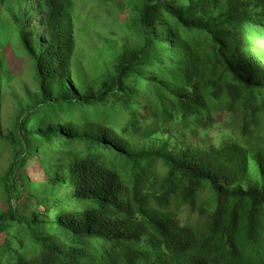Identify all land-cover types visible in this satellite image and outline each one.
Segmentation results:
<instances>
[{
	"label": "trees",
	"instance_id": "1",
	"mask_svg": "<svg viewBox=\"0 0 264 264\" xmlns=\"http://www.w3.org/2000/svg\"><path fill=\"white\" fill-rule=\"evenodd\" d=\"M140 2L142 45L124 47L113 72L74 84L71 1L0 0V21L7 7L19 15L21 42L34 62L39 91L7 134L0 110V137L13 146L1 178L8 210L0 213V234L7 222L26 224L40 246L29 252L22 240L18 248L6 242L0 264H264V146L231 138L211 148H138L161 132L163 122L180 120L184 130L210 132L220 113L240 118L245 138L261 132L264 0ZM63 105L79 120L63 122L55 113ZM83 106L98 118L87 120L79 110ZM34 140L87 147L84 153L59 152L47 168L56 215L38 223L14 205L19 171ZM104 147L121 155L122 172L94 150ZM158 162L167 171L159 191L148 193L146 184L159 178ZM207 188L213 213L210 234L201 243L192 227L177 221L174 206L210 211L200 200ZM34 225L42 226L39 235Z\"/></svg>",
	"mask_w": 264,
	"mask_h": 264
},
{
	"label": "rangeland",
	"instance_id": "2",
	"mask_svg": "<svg viewBox=\"0 0 264 264\" xmlns=\"http://www.w3.org/2000/svg\"><path fill=\"white\" fill-rule=\"evenodd\" d=\"M70 34L74 40V50L71 57V81L76 84L79 78H91L94 73H108L114 71V64L118 54L124 47L136 48L143 43V32L137 21L140 0H70ZM8 8V7H7ZM5 9V17L0 21V110L1 126L5 134L14 130L23 108H28L33 99L39 96L37 78L34 70V62L25 52L18 26L19 15L16 10ZM167 20H173L165 15ZM17 19V20H16ZM35 17L33 24L40 31ZM174 21V20H173ZM183 34L185 31L178 25ZM110 42V44H109ZM112 43V44H111ZM153 69V68H152ZM33 98V99H32ZM83 111L87 120L98 118L94 110L89 106L79 108ZM63 122L79 119L75 116V110L68 109L65 105L56 109ZM210 132H202L193 126L189 130L179 127L180 120L175 123H162L160 133L150 139L139 142L138 148L159 149L166 144L172 151L184 150L188 146L203 145L211 148L219 147L226 139H235L244 143L253 142L256 147L264 146V127L255 137L245 138L242 134L238 117L227 113L215 117ZM31 154L25 167L19 171V183L14 189L15 208L29 222L51 221L56 213L52 208L55 192L48 182L47 168L58 160L59 152L74 149L84 153L87 147L79 142L72 143L65 140H54L50 143L34 140L31 142ZM13 146L8 140L0 137V213L8 210V196L3 190L1 178L11 161ZM38 151V153L35 152ZM106 155L109 163L115 164L119 171L125 167V161L120 154L104 148H94ZM38 155V156H37ZM55 161V162H53ZM158 179H153L146 184V191L154 193L159 191L162 177L167 167L157 163ZM253 174L257 170L253 165ZM159 193V192H158ZM201 207L208 202L206 207L210 211L201 212L190 206L175 205L177 221L182 227H192L197 233L201 243H205L210 234L209 220L213 212V195L207 188L200 195ZM204 202V203H203ZM38 221V222H37ZM33 231L37 235L42 232V226L34 225ZM18 240H22L25 251L35 252L40 246L33 240L28 225L7 222L3 233L0 234V248L6 242L18 246Z\"/></svg>",
	"mask_w": 264,
	"mask_h": 264
}]
</instances>
